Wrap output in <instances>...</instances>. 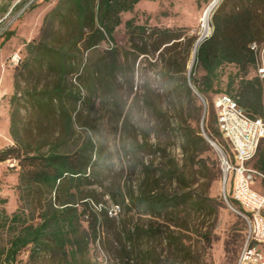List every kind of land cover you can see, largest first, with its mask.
<instances>
[{
  "label": "rangeland",
  "instance_id": "374dc122",
  "mask_svg": "<svg viewBox=\"0 0 264 264\" xmlns=\"http://www.w3.org/2000/svg\"><path fill=\"white\" fill-rule=\"evenodd\" d=\"M212 1L140 0L131 11L119 14L120 23L110 39L87 50L82 42L78 43L76 73L68 76L67 84L75 92L79 91V99L74 112L70 100L66 99L73 124L65 132L64 121L56 111L38 110L28 95L49 86L54 77L39 69L35 62L32 71L26 72L25 62H29L26 49L29 42L42 37H48L53 45L64 41L67 28L72 29L59 17L60 12L66 13V6L62 0H0V150L19 144L34 146L45 140L63 141L59 150L67 151L91 140L103 162L94 168L93 175L77 183V189L70 190H77L73 198L76 202L87 201L96 212L103 207L111 220L104 221L98 215L96 231L91 233L89 214L81 217L85 245L82 243L81 252L71 261L68 248L65 253L44 250L32 254L28 245L17 252L14 264H118V257L133 249L149 253L153 258L158 256L160 264L235 263L245 223L228 206L240 212L226 186L225 190L223 187L220 160L221 153L226 154L228 148L217 130L212 99L223 92L233 95L242 79L257 76L262 83L264 80L254 67L224 63L213 84V92L217 93H208L206 99L197 98L194 105H189L187 123L199 131L202 127L219 148L211 147L219 173L215 174L207 163L209 171L203 178L196 173L198 165L189 163L181 152L178 127L184 116H180L176 101L162 89L159 74L166 59L172 56L178 60L179 67L184 66L187 76L194 45L198 39L201 38V43L212 34L214 19L221 20L234 35H239L236 21H247L254 32L252 42L264 49V0H217L205 29L201 17ZM157 30H168L176 39L162 45L163 37ZM202 74L203 70L197 67L195 76ZM195 105L200 106L198 112ZM256 116L264 119V110ZM144 140L153 146L152 154L146 146H140ZM131 144L135 145L136 152L127 159L124 150ZM260 159H264V138L251 162L254 168H259ZM170 160L185 168L188 178L195 180L192 190L222 201L224 208L218 209L216 216L188 210L178 217H154L128 209L127 200L121 202L119 191L124 194L126 190L136 192L144 187L142 179L146 171L150 178L146 189L158 191L161 186L167 187L161 170ZM151 180H158V184L150 183ZM200 184H206L204 191L200 190ZM49 197L54 201L53 194H47L45 189L33 186L27 191L23 187L16 159L0 161V264L16 230L23 222L38 223L40 208L47 204ZM67 198L68 191L63 189L59 199ZM112 205L120 208L115 216L108 214ZM18 211H24L25 217L12 225L15 227L12 229L8 227L9 219ZM173 222L181 228L173 226ZM133 227L149 228L151 237L128 247L123 234ZM259 249L264 253L263 245Z\"/></svg>",
  "mask_w": 264,
  "mask_h": 264
},
{
  "label": "trees",
  "instance_id": "16d2710c",
  "mask_svg": "<svg viewBox=\"0 0 264 264\" xmlns=\"http://www.w3.org/2000/svg\"><path fill=\"white\" fill-rule=\"evenodd\" d=\"M139 1L62 0L66 6V13H68L59 11V17L64 18L66 24L72 28H67L63 37L64 41L53 45L48 37H42L26 45L29 57V62H25L26 72L30 73L32 71L33 62H35L39 69H45L47 73L54 77L49 86L46 85L39 91L29 92L28 95L38 110L43 112L46 110L56 111L64 121L65 132L69 131L73 124L72 113L66 107V99L70 100L69 105L72 107L73 112L79 99V91L75 92L67 84L68 76L76 73L77 44L82 42L84 49L87 50L105 39H110L114 28L120 23L119 14L131 11ZM235 25L239 35L228 32L221 20L214 19L212 34L197 46L189 77L184 75V66L179 67L178 60L172 56L166 59L159 73L163 82L162 89L166 91L170 98L176 101L180 116H184L183 124H179L178 127L181 152L189 163L198 165L196 173H199L198 175L203 178L207 177L209 171L207 163L215 170V174H218L219 171L216 169L214 152L211 146L203 138L198 127L191 126L185 120L190 115L189 105H194L198 100L197 98H199L190 88L188 79L203 100V98L206 99L208 93H217L213 92V84L218 77V69L224 63H233L242 68L251 66L256 69L255 55L249 49V44L254 39V32L250 30L251 25L245 20L236 21ZM156 33L163 37L162 45L176 39L170 35L168 30H157ZM197 67L203 70V74L198 77L195 76ZM109 70L111 71V67ZM263 86L264 83L256 76L251 79H242L233 95L229 92L215 94L212 99L214 114L215 99L221 95H230L236 99L238 105L250 117L261 118L256 115L261 114L264 110ZM199 107L195 105L197 112ZM261 119L264 121L263 118ZM215 121L217 125L216 114ZM217 130L219 132L218 125ZM219 134L222 137L220 132ZM223 141L225 142L224 139ZM63 145V141L46 142L41 140L34 146L19 144L0 150V161L10 158L18 161L20 180L27 191L33 186L45 189L47 194H53L54 200L52 201L49 197L47 204L40 208L37 216L38 223L23 222L20 229L16 230L4 252V262L2 264H14L17 252L28 245L31 247L32 254L44 250L65 253L66 248H68L71 261L77 253L81 252L82 243L85 239V231L80 229L81 217L89 214L90 219L87 222L91 233L96 231L95 226L98 215H102L104 221H111L103 207H100L96 212L87 201L76 202L73 198L77 190H70L72 188L77 189V183L93 175L94 168L101 166L103 159L96 152L94 143L90 140L75 150H59ZM140 146H146L151 154L154 152L152 150L153 146L145 140ZM135 152V145H128L124 150V157H133ZM203 155H207V157ZM144 167L146 168V166ZM257 169L264 173V159H260V165ZM161 178L165 179L167 187L161 186L158 191L146 189L145 185L149 183L150 179L149 173L146 171L142 179L144 187H139L136 192L133 189L126 190L124 194L119 191L121 202L124 203L127 200V208L135 210L138 214L162 218H164V215L178 217L179 213L188 210L203 216L213 217L216 216L218 209L224 208L220 199H213L192 190L191 187L195 180H190L185 173V168L178 166L174 160L166 162L165 168L161 170ZM150 183L157 185L158 180H151ZM173 184L176 186L172 187ZM199 186H201L200 190L204 191L206 184H200ZM226 188L228 192V184ZM63 189L68 191V198L60 200L59 193ZM231 200L236 203L232 198ZM78 207H80V210ZM238 207L240 212L244 213L239 205ZM24 213V211L14 213L9 219L10 224L8 227L21 221ZM172 225L180 227L175 223ZM13 228L15 227L12 226ZM132 229V231L129 230L123 234V238L129 245L128 247H135L141 241L145 242L146 238L151 237L148 235L151 231L149 228L133 227ZM245 235L246 224L242 244ZM149 263L160 264L161 261L158 256L153 258L149 253L142 254L135 252L134 249L128 250L127 254L118 257V264Z\"/></svg>",
  "mask_w": 264,
  "mask_h": 264
},
{
  "label": "built area",
  "instance_id": "2783aa9c",
  "mask_svg": "<svg viewBox=\"0 0 264 264\" xmlns=\"http://www.w3.org/2000/svg\"><path fill=\"white\" fill-rule=\"evenodd\" d=\"M249 49L255 55L257 74L264 80V49L255 42L249 44ZM214 110L219 132L228 146V152L221 153L222 182L228 184L231 198L244 210L240 213L246 224L235 264H264V253L259 249L264 246V194L252 188L257 177L264 180V173L247 165L264 138V121L250 117L230 95L218 96ZM119 210L118 205H112L108 214L115 216Z\"/></svg>",
  "mask_w": 264,
  "mask_h": 264
},
{
  "label": "water",
  "instance_id": "95a60500",
  "mask_svg": "<svg viewBox=\"0 0 264 264\" xmlns=\"http://www.w3.org/2000/svg\"><path fill=\"white\" fill-rule=\"evenodd\" d=\"M215 2L217 1V0H214ZM198 41H201V38L200 39H198L197 41H196V43L198 42ZM196 49H197V47L196 48H194V50H193V56H192V61L190 62V65H189V68H188V74H187V76L189 77V74H190V71H191V68H192V65H193V63H194V59H195V53H196ZM188 82H189V86H190V88L192 89V91L202 100V98H201V96L196 92V90L192 87V85H191V83H190V81H189V79H188ZM204 113V112H203ZM202 119H203V116H202ZM201 135L203 136V138L207 141V143L211 146V147H214L216 150H219V148L217 147V145L204 133V131H203V129H202V127H201ZM223 187H224V190H225V185H224V182H223ZM228 204V203H227ZM228 206L234 211V212H236L238 215H241V213L239 212V211H237L236 209H234L230 204H228Z\"/></svg>",
  "mask_w": 264,
  "mask_h": 264
},
{
  "label": "bare ground",
  "instance_id": "6f19581e",
  "mask_svg": "<svg viewBox=\"0 0 264 264\" xmlns=\"http://www.w3.org/2000/svg\"><path fill=\"white\" fill-rule=\"evenodd\" d=\"M217 2V1H216ZM215 1H212L204 10L202 17H201V22H202V26L206 29L207 24H208V19H209V15H210V11L212 9V7L215 5L216 3ZM200 43V41H198L197 43H195L194 48H196L198 46V44ZM193 48V50H194Z\"/></svg>",
  "mask_w": 264,
  "mask_h": 264
},
{
  "label": "crops",
  "instance_id": "0c3cea01",
  "mask_svg": "<svg viewBox=\"0 0 264 264\" xmlns=\"http://www.w3.org/2000/svg\"><path fill=\"white\" fill-rule=\"evenodd\" d=\"M252 161L248 162L249 167H253L251 164ZM254 168V167H253ZM255 191L264 194V180L262 178L257 177L254 181L253 187Z\"/></svg>",
  "mask_w": 264,
  "mask_h": 264
}]
</instances>
